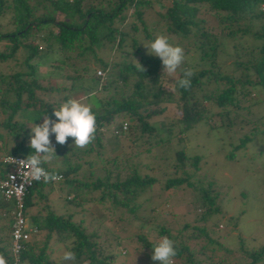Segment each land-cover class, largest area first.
Returning <instances> with one entry per match:
<instances>
[{"label": "trees", "instance_id": "trees-1", "mask_svg": "<svg viewBox=\"0 0 264 264\" xmlns=\"http://www.w3.org/2000/svg\"><path fill=\"white\" fill-rule=\"evenodd\" d=\"M153 1L0 0V42H9L4 45V49H0V63L9 59L16 60L18 53L22 59L19 70L10 74L0 72V109L7 114L6 120L0 125L9 132V138L0 146L4 152L0 153L27 157L33 152L29 147V129H25L23 121L13 119L18 111H21V116L26 120L32 118L34 123L39 124L46 117L56 119L54 108H58L70 98L64 94L59 101L42 102L36 95L45 91L38 78V66L44 60L53 59L51 54L54 51L59 53V57L53 59L57 62L55 68H70L74 71L73 74L65 73V78H84L95 85L99 82L92 106L97 124L94 145L90 143L84 148L69 149L56 143V154L64 160L68 159V164L62 170H54L46 164L42 166L49 172L61 174V179L49 183L36 181L24 197L25 215L37 231L26 242L25 249L20 254V264H60L61 259L52 257L55 242L65 245L66 250L75 253L74 264H112L115 260L132 264H159L151 259L152 246L164 236L174 241L177 255L173 258V264H179L180 261L184 264H198L188 242L182 240L183 231L191 227L188 222H183L174 230L163 222L156 223V240L152 241L147 237L146 231L141 229L148 218L139 217L143 222L139 227L132 224L135 232L130 234V240L133 236L137 245L132 248L125 240L128 236L123 242L115 235L119 233L106 232L114 239L110 241L112 245L109 247L99 240V233L87 231L82 219L79 222L74 221L71 213L58 214L51 209L40 213L39 208H36L35 212L32 210L47 198L49 192H44L46 186L64 181L70 182L73 190L71 198H68L70 194L65 197L66 202L75 201V206H81L80 204L87 201L107 203L111 209H125L127 214L138 218L136 210L141 203H137L136 199L155 183L156 178L149 173L142 174L138 162L127 159L122 166L118 165V156L107 161L108 165L100 167L99 175L92 169V161L87 159L94 152L100 157L102 141L110 124L113 130L111 138H116V142L121 140L120 136L131 137L130 139L136 142L137 139L144 138L143 136L158 134L162 128L171 136L170 133L176 125L180 133H185L195 123L207 122L216 116L219 119L218 126L226 130L235 126L234 132H238L244 125L252 124V120H246L242 111L247 112L258 102L264 103L263 96L261 99L254 98L251 107L245 105L246 100L252 98V91H256V95L259 92L264 95V0H171L170 5L164 12H159L158 19L153 22L154 27L162 23L168 33L180 41L185 40V61L178 68L177 74L169 77L168 73H163L159 57L140 53L137 48L135 34L142 33L149 41H153L157 36L152 34L143 19L144 12L152 6ZM7 15L10 16L9 24L12 26L9 29L1 24V19ZM209 26L220 29L219 33L208 31ZM244 37H250L249 46H244ZM229 38L236 40V43L232 44L233 51H229L231 58H223L222 55L228 52L225 40ZM128 40L137 55L136 62L126 60L120 65H113L99 55L102 51L122 49ZM191 55L196 56V67L186 60L188 57L190 59ZM75 58L83 60V64L76 65L78 63H75ZM92 60L101 70H97V73L93 71L91 75L89 62ZM226 60L232 63V69L226 67ZM138 61L145 71L138 67ZM186 69L193 72L190 77L191 87L181 88L177 81L184 78ZM98 71L101 73L98 74ZM167 77L171 80V92L165 85L166 82L169 83L165 81ZM101 78L104 79L103 83H100ZM72 88L73 85L69 86L68 92L73 90ZM52 89L57 90L59 94L67 90L66 87H49V90ZM37 103L38 107H35ZM170 106L175 110L177 123H173V119L168 122H165V119L158 122L153 120L155 116L166 112ZM30 115L33 116L28 117ZM245 115L249 116L250 113ZM257 120H261L260 124L264 126V117L253 121ZM124 124L127 125L125 129ZM211 127L215 128V125ZM127 129L130 133H126ZM256 131L264 135V129L253 125L249 128V133L245 132L238 137V143L233 145L227 158L233 159L235 150L244 148ZM175 152L177 159L183 163V150ZM198 160L199 156L192 157L191 164L196 167ZM178 167L175 165V169ZM80 171L85 181L76 177V172ZM73 180L77 183L72 182ZM213 182H193L184 171L181 176H168L164 188L175 189L184 184L183 187L195 191V206L201 208L199 218L207 224L211 215L219 212L218 205L215 204L217 194ZM94 192H98L96 198L91 196ZM87 195H90V198ZM10 207L11 202L1 196L0 208H3L8 221L11 219ZM149 211L156 214L159 208L157 205H150ZM128 219L130 217L125 218ZM8 221L5 225H0V254L5 257L7 264H13L9 251ZM191 228L194 231L186 236V239L199 237L202 233L210 243L213 242L205 226ZM138 248L143 253L139 252ZM205 250L206 246L199 252L204 253ZM225 251L231 252L229 249ZM243 251V254L233 256L235 260L222 259L218 264H264V244L257 249ZM128 255L130 257H127Z\"/></svg>", "mask_w": 264, "mask_h": 264}, {"label": "rangeland", "instance_id": "rangeland-1", "mask_svg": "<svg viewBox=\"0 0 264 264\" xmlns=\"http://www.w3.org/2000/svg\"><path fill=\"white\" fill-rule=\"evenodd\" d=\"M170 3L171 0H154L152 6L144 12L143 19L150 30H152L153 35H165L168 37L169 43L179 45L183 48L185 40L180 41L173 34L168 33L162 23L157 24L156 27H154L155 25L153 24V22L158 19V13L164 12ZM9 19V15L1 19V24L7 27V29L12 27L9 24ZM207 30L211 33H219L220 29L215 26H209ZM135 35L137 39V48L140 53L148 54V50L143 44H147L151 41L145 39L142 33H137ZM250 40V37H244L242 39L244 46H249ZM225 43L228 52L225 51L226 53L224 56L222 55V57L231 58L229 57V51H233L232 44H235L236 40L229 38L225 40ZM5 44H9V42L5 40L1 41L0 49H4ZM16 55V60L9 59L0 63V72L10 74L21 68V54L18 53ZM51 55L53 59L59 57L57 50ZM99 55L104 60L110 61L113 65H120L126 60H131L133 62L137 60V55H135L134 49L130 45V40H128L127 44L120 50L102 51ZM195 58V55H191L190 59L188 57L186 60L196 67ZM53 59L50 61L44 60L38 66V78L45 87V91L38 92L36 94L37 97L42 102H55L61 100V96L67 94L70 98H76L83 103L94 106V97L96 96L95 90L99 87V82L97 81L95 85L94 83L87 82L84 78L75 80L67 79L65 78V73L73 74V69H57L55 68L57 62ZM76 62L78 63L76 65L79 66L83 64V60L80 58H75V63ZM89 64L91 67L89 73L91 75L93 71L97 73V70L100 69V67L97 66L98 64L93 60L89 62ZM225 64L228 69H232V63L229 62V60H226ZM116 69L117 67L115 70ZM177 71L171 75L167 74L168 77L175 76ZM168 77L165 81H169V83L166 82L165 85L168 91L171 92V80H168ZM103 82L104 79L101 78L100 83ZM71 85H73V90L68 92L69 86ZM49 87L58 89L66 87L67 90L59 94L57 90H49ZM255 92L252 91L251 95L253 99L248 98L245 105H250L249 107H251V101L254 102V98L261 99L264 96L261 92L257 95ZM263 104L264 103L261 101L258 102L255 107L252 106L253 108H249L247 112L242 111L246 120H252V124L242 126L238 132H234L235 126L229 130L218 126L219 119L216 116L214 119L207 122L195 123L191 128H188L185 133H180L176 125L173 132L170 133L171 136L167 134L168 132L163 131L164 128H162L158 134L152 133L143 136L144 138L137 139L136 142H133L130 139L131 137L124 138L122 136H120L121 140L116 142V138H111L113 136V130L112 124H110V127L106 130V137H104L102 141L103 148L100 157L96 156L94 152L87 159L92 161V169H95L99 175L101 174L99 170L100 167L108 165L107 161L118 156V165L122 166L127 159L138 162L140 163L139 167L142 174L149 173L156 178L155 183L136 199L137 203H141L140 207L136 210L138 218L127 214L125 209L122 211L111 209L107 203L106 206V204H99L96 201H87L80 204L81 206L78 205L79 207L74 205L75 201L74 203H68L65 197L67 194H70L68 198H71L73 190L71 184H69L70 182L64 181L46 186L44 192H49L47 198L41 201L40 205L32 210L35 212L36 208H39V210H41L40 213H45L48 209L58 214L71 213L73 214L72 219L74 221L79 222L80 219H82L83 226L87 228V231H96L99 233L101 236L99 240L103 241V243L108 246L112 245L110 241H114V239L111 234L107 233L116 232L119 234H114L118 235L123 242H125L124 239L128 236L125 240L134 248L137 244L135 243V239L133 240V236L131 237L132 240H130V234L135 232L131 225L133 224L139 227L143 222L139 217L148 218L147 222L144 221L146 223L141 229L146 231L147 237L152 241L156 240V223L163 222L165 225H169L172 230L180 227L183 222H188L191 227L205 226L208 230V236L213 241L212 243H210L202 233L199 234V237L186 239L185 237L194 231L191 227L184 230L182 233L184 236L182 240L188 242L191 251L196 256V262L198 264H218L222 259L231 261L234 259L233 256L236 257L243 254L244 249L254 250L264 244V135L260 131H256L255 134H252V140L247 142L244 148L235 150V157L233 159L227 158V154L231 151L233 145L238 143V137L242 136L245 132L249 133L250 127L254 125L261 130L264 129V126L260 124L262 123L261 120L253 121L258 117H264ZM23 105L22 103V106ZM35 107H38V103ZM245 113H250V115L246 116ZM31 116L33 115L28 117ZM175 117V110L170 106L166 112L155 116L153 120L158 122V120L165 119V122H168L173 119L172 122L177 123ZM6 118L7 114L1 112L0 109V123L6 120ZM13 119L23 121L25 123V129H29L31 132L29 126H34L32 118L26 120L25 117L21 116V111H18ZM43 119L39 124L43 122ZM211 125H215V128H212ZM128 129L126 133H130ZM0 133L2 136L0 139V146H2L1 143L9 138V132L7 128L0 125ZM108 136H110V138ZM146 138H149V140H146ZM50 139L55 140V136H51ZM60 145L61 144H58V146ZM91 145H94V142H92ZM62 146L74 149V139L69 137L67 142ZM122 149L124 152H122ZM180 149L183 150L185 156L183 163H181L182 160L177 159L175 152ZM0 151L4 152L3 149H0ZM58 152H60V150H58ZM194 156H199L196 167L191 164L192 157ZM67 160L62 159L59 154H56L50 162L45 164L54 170H62L65 168L66 164H68L69 160ZM175 165L179 166L178 169H175ZM83 167L85 171H87V167L85 165ZM184 171L190 176V180L193 182L207 183L209 180L214 181V190L217 194L215 204L218 205L219 212L212 214L207 220V224L199 218L201 208L195 206V191L191 188L183 187L184 184L175 189L167 190L164 188L165 179L168 176H181ZM77 176L82 178V172H76V177ZM82 180L85 181L84 178H82ZM72 182L75 184L77 183L76 180ZM91 196L96 198L98 192H94ZM87 197L90 198V195H87ZM146 198L150 199L147 200ZM150 205L152 207L157 205L159 212L155 214L149 211ZM127 217H130V219L125 220ZM7 221L3 208H0V225H5ZM128 222H131V224L129 225ZM27 223L29 226H32V222L28 216ZM66 244H68V242ZM64 246L57 242L53 243V248L55 250L52 257L57 260L61 259L60 264H74V261H64L62 259L63 252L66 250ZM204 246H206L205 252H199ZM225 249H229L231 252L228 253ZM138 251L143 253L139 248ZM127 257H130V255ZM112 264L132 263L123 260H115ZM179 264H184V262L180 261Z\"/></svg>", "mask_w": 264, "mask_h": 264}, {"label": "clouds", "instance_id": "clouds-1", "mask_svg": "<svg viewBox=\"0 0 264 264\" xmlns=\"http://www.w3.org/2000/svg\"><path fill=\"white\" fill-rule=\"evenodd\" d=\"M149 55L159 57L163 65V73L174 74L185 61L184 49L179 45L169 43L165 35H157L155 39L143 44ZM138 67L145 71L143 65L138 61ZM193 75L191 69L184 70V78L177 81L179 87L190 88V77ZM54 116L43 119L41 124L29 126L31 129L29 147L32 154L19 161L23 180L31 184L33 181L49 183L61 179L55 172L47 171L42 165L50 162L56 155L51 136H55L56 143L65 144L69 137L74 138V146L84 148L96 138L97 124L96 115L92 106L83 103L76 98H69L58 108H54ZM127 125L125 124V128ZM21 185L20 187H22ZM11 195V193H8ZM151 259L159 264H173V258L177 255L174 241L169 237H161L154 243ZM64 261L75 260V253L65 250L62 255ZM0 264H7L5 257L0 254Z\"/></svg>", "mask_w": 264, "mask_h": 264}, {"label": "built area", "instance_id": "built-area-1", "mask_svg": "<svg viewBox=\"0 0 264 264\" xmlns=\"http://www.w3.org/2000/svg\"><path fill=\"white\" fill-rule=\"evenodd\" d=\"M100 73L98 71V74ZM123 129H125V124ZM52 144L56 147L54 140H52ZM25 158V156L20 155H0V195L3 199L11 202L9 251L12 255L13 264H20V254L25 249L26 242L37 231L34 226H29L24 212V197L29 188L36 182L33 181L28 184L20 175L19 161ZM57 175L61 177V174L58 173ZM21 185L23 186L20 187Z\"/></svg>", "mask_w": 264, "mask_h": 264}, {"label": "crops", "instance_id": "crops-1", "mask_svg": "<svg viewBox=\"0 0 264 264\" xmlns=\"http://www.w3.org/2000/svg\"><path fill=\"white\" fill-rule=\"evenodd\" d=\"M2 154H4V153H0V155H2Z\"/></svg>", "mask_w": 264, "mask_h": 264}]
</instances>
